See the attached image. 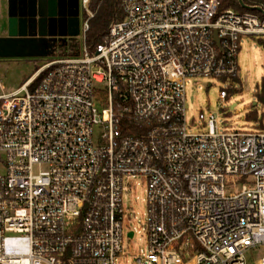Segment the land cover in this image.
<instances>
[{
	"label": "built area",
	"instance_id": "2783aa9c",
	"mask_svg": "<svg viewBox=\"0 0 264 264\" xmlns=\"http://www.w3.org/2000/svg\"><path fill=\"white\" fill-rule=\"evenodd\" d=\"M90 1L80 52L0 93V264H114L135 175L147 182L139 264H247L252 246L264 264V118L187 121L189 86L238 87L245 43L264 60V17L218 0H120L90 52ZM122 115L140 132L122 133Z\"/></svg>",
	"mask_w": 264,
	"mask_h": 264
},
{
	"label": "rangeland",
	"instance_id": "374dc122",
	"mask_svg": "<svg viewBox=\"0 0 264 264\" xmlns=\"http://www.w3.org/2000/svg\"><path fill=\"white\" fill-rule=\"evenodd\" d=\"M1 9V7H0ZM80 0H47V14L41 18L36 15V24L29 23L27 29L14 25L13 38L8 40L9 21L7 8L0 12V37H3L0 52V93L10 92L18 88L22 82L31 75L35 69L45 62L73 55L74 48L83 46L82 30L84 11ZM27 16L26 11L22 13ZM47 22V23H46ZM47 25V26H46ZM11 34H9L10 36ZM11 41V42H10ZM260 48H258L259 50ZM248 59V58H247ZM257 68V67H256ZM261 70L256 74L255 70H249L247 77L242 80L238 87L223 85L221 80L204 79L197 85L187 88V121L189 125L201 124L214 114L216 119L225 121L220 117V97L225 94L252 95L255 101H249L245 106V117H241L238 108L234 111L226 109L224 114L233 118L225 122L226 128L258 127V123L264 118V60L262 59ZM40 77L29 87L33 88ZM234 84V83H233ZM236 99L228 96L229 100ZM229 108V107H227ZM233 126V127H232ZM101 132L95 126L94 137ZM37 170V168H36ZM129 181V183H127ZM123 248L116 255L114 264H139L137 257H143L147 252V239L145 227L147 222V182L142 175L126 178L123 189ZM129 230H134L133 236L128 235ZM263 254L261 246H252L246 250L247 264H257L258 258ZM189 264H194L192 260Z\"/></svg>",
	"mask_w": 264,
	"mask_h": 264
},
{
	"label": "trees",
	"instance_id": "16d2710c",
	"mask_svg": "<svg viewBox=\"0 0 264 264\" xmlns=\"http://www.w3.org/2000/svg\"><path fill=\"white\" fill-rule=\"evenodd\" d=\"M218 2L219 10L233 7L239 11H255L264 17V14L261 11L243 6L239 0H218ZM243 3L246 5L261 6L264 9V0H243ZM89 9L93 12V16L89 18V28L86 31L85 43L88 50L93 52L96 45L104 40L111 23L118 21L123 17V11L120 0H91L89 3ZM83 16L84 18L87 16L86 11ZM71 49L73 50L72 54H78L80 52V48H74L72 46ZM38 68L39 67H37L35 71ZM114 97L115 101L116 99H119L118 93H115ZM102 98L104 101V95H102ZM125 102H127V100H125ZM118 128L121 129L122 133L140 132L138 126L131 122L126 115L120 117Z\"/></svg>",
	"mask_w": 264,
	"mask_h": 264
},
{
	"label": "bare ground",
	"instance_id": "6f19581e",
	"mask_svg": "<svg viewBox=\"0 0 264 264\" xmlns=\"http://www.w3.org/2000/svg\"><path fill=\"white\" fill-rule=\"evenodd\" d=\"M248 56V59L246 62H243V76L248 75L252 69L255 70L256 74H258L261 70H257V68H261V63H262V56L260 55V52L258 48L252 43H245L244 45V50L242 52V57L245 58ZM257 67V68H256ZM228 96H233L236 99V103L233 106H227L225 105L226 100ZM249 101H255V97L252 95L251 97L246 96L245 94H233L229 93L227 95L223 94L220 97V103H221V110L218 111L220 117H223L225 119V122H230L232 121L231 119L233 118L230 115H225L224 112L226 109L233 110L234 113V108H238V113L241 117H245V106L249 104ZM229 107V108H227ZM233 127V126H232ZM236 128L239 127V125L234 126Z\"/></svg>",
	"mask_w": 264,
	"mask_h": 264
},
{
	"label": "crops",
	"instance_id": "0c3cea01",
	"mask_svg": "<svg viewBox=\"0 0 264 264\" xmlns=\"http://www.w3.org/2000/svg\"><path fill=\"white\" fill-rule=\"evenodd\" d=\"M0 12H2V10L6 9L8 10L7 12V16H8V21H9V32H8V40H12V44L14 43V39L13 38V29H14V25H19L22 27V30L24 31V29H27V27L30 25L29 23H33L36 24L37 22V17L34 18H30L28 15L27 16H23L22 13H24L25 11V0H0ZM10 10L12 11L10 13ZM27 14V13H26ZM44 19V18H42ZM47 23V22H46ZM47 26V25H46ZM9 34H11L9 36ZM3 37H0V52H4V49L1 48V43L3 41Z\"/></svg>",
	"mask_w": 264,
	"mask_h": 264
},
{
	"label": "water",
	"instance_id": "95a60500",
	"mask_svg": "<svg viewBox=\"0 0 264 264\" xmlns=\"http://www.w3.org/2000/svg\"><path fill=\"white\" fill-rule=\"evenodd\" d=\"M240 3L243 6L249 7V8H254V9H258L259 11H261L264 14V9L261 6H254V5H246L243 3V0H239ZM25 11L27 13V15L30 18H34L36 17V15H40L41 18H45L43 16H45L47 14V0H25ZM12 11L10 10V13ZM235 104V100H229L228 101V105L229 106H233ZM133 232L130 230L128 232V235L132 236Z\"/></svg>",
	"mask_w": 264,
	"mask_h": 264
}]
</instances>
